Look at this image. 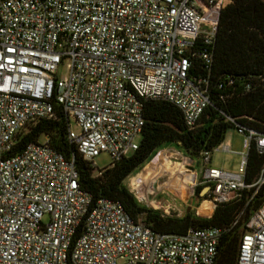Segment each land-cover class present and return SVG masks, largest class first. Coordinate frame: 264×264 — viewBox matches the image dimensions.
Masks as SVG:
<instances>
[{
  "label": "built area",
  "instance_id": "built-area-1",
  "mask_svg": "<svg viewBox=\"0 0 264 264\" xmlns=\"http://www.w3.org/2000/svg\"><path fill=\"white\" fill-rule=\"evenodd\" d=\"M226 2L0 0V264L217 263L228 228L162 234L135 221L119 201H94L79 183L74 158L54 149L48 135L17 156L7 153L27 125L55 118L56 106L69 121L67 142L95 176L101 171L93 160L101 153L115 163L139 149L146 101L171 103L186 126L196 128L211 105L210 75ZM198 65L205 76H195ZM62 66L66 75L60 78ZM251 91L247 84L245 92ZM225 116L244 137L245 150L238 153L242 163L235 174L194 172L193 187L204 186L206 193L199 206L209 201L213 214L244 190L255 195L264 185V169L253 184L245 181L251 149L264 155V134ZM214 150L234 153L229 142ZM212 152L202 153L205 165ZM160 154L180 157L190 171L183 152L161 151L154 159ZM141 172L127 178L135 197L181 217L156 200L161 175L138 179ZM246 229L237 264H264V202Z\"/></svg>",
  "mask_w": 264,
  "mask_h": 264
},
{
  "label": "trees",
  "instance_id": "trees-1",
  "mask_svg": "<svg viewBox=\"0 0 264 264\" xmlns=\"http://www.w3.org/2000/svg\"><path fill=\"white\" fill-rule=\"evenodd\" d=\"M214 58L210 75L211 105L201 116L197 127L189 129L181 111L171 103L146 101V122L139 149L97 176L93 175L90 163L67 142L69 121L59 106L55 107V118L32 122L19 132L7 156L21 154L28 144L48 135L54 149L67 160L74 158L79 183L94 201L101 198L119 201L135 221L145 222L162 234L182 235L191 228H228L221 241L216 264H237L246 223L264 202V185L255 195L254 189L244 190L238 201L219 205L212 217L197 215L195 210L186 211L181 217L165 215L142 204L126 185L127 178L137 169H143L167 144H176L192 159H200L202 153L212 152L225 141L227 132L235 129L225 115L240 119L242 124L264 134V0H227L221 13ZM205 74L198 65L195 76ZM230 78L234 80L233 86L228 85ZM247 84L252 86L249 93L245 92ZM262 169L264 155L253 147L246 183L253 184ZM203 189L204 186L196 188L198 197ZM194 202L193 198L191 205ZM237 219L239 221L234 225Z\"/></svg>",
  "mask_w": 264,
  "mask_h": 264
},
{
  "label": "rangeland",
  "instance_id": "rangeland-1",
  "mask_svg": "<svg viewBox=\"0 0 264 264\" xmlns=\"http://www.w3.org/2000/svg\"><path fill=\"white\" fill-rule=\"evenodd\" d=\"M66 75V68L65 66H62L59 70L58 76L62 78ZM72 128L76 131H79V128L75 124V122H72ZM40 142H44L43 137H40ZM224 142H229L231 146V150L235 153H228L223 152L220 150H214L211 155V162L209 165H205L201 159H192L187 158V167L189 168V172L195 175L194 172L197 173L199 177L202 176L203 170L205 168H216L228 173H237L240 165L242 163V157L238 153L243 152L244 149V137L240 135L237 130L230 129L225 137ZM166 152L170 154L171 152L179 151L180 148L176 144H167L160 148L158 152ZM185 157V156H184ZM163 159L164 160V166L170 165V170L163 173L161 175L159 182L157 183L159 185V191L156 193H159L156 200L161 202L162 205L170 206L171 207V214H176L179 216H183L186 211H188L189 207H192L191 210H195L197 215L202 214L199 213L197 209V205L202 201V199H205V188L201 191L200 197L196 194V187L188 186L186 188H179V189H173L170 191L168 189H165L166 183L170 181L171 173L172 171H177L180 167L185 168L182 163V159H174L172 157H169L168 155L163 158V156L160 154L158 155L153 161L147 163L143 169L139 168L134 173V175H137L142 170L141 174L138 176V179L141 178H148L150 175V170L157 166ZM114 161L107 153H101L99 156L95 157L93 160V164L96 166V168L99 171H102L104 169L110 168L113 165ZM193 171V172H191ZM160 172V171H159ZM159 176V175H158ZM196 176V175H195ZM196 178V177H195ZM195 178L193 179V175L191 177V180L195 182ZM129 180L126 181L128 184ZM186 183V182H185ZM163 185V186H162ZM152 198V197H150ZM195 199L194 205H191V200ZM202 198V199H201ZM202 203L199 207L203 206Z\"/></svg>",
  "mask_w": 264,
  "mask_h": 264
},
{
  "label": "bare ground",
  "instance_id": "bare-ground-1",
  "mask_svg": "<svg viewBox=\"0 0 264 264\" xmlns=\"http://www.w3.org/2000/svg\"><path fill=\"white\" fill-rule=\"evenodd\" d=\"M164 160L165 159H163L157 166H155L154 168H152L150 170V175L148 178L153 180L158 175H163V173L170 170V168H171L170 165L164 166ZM192 175H193V179H194L196 176L194 174H192ZM192 175L186 168H182V167H180L177 171H172L170 181H169V183L168 182L166 183L165 189H168L170 191V189L171 190H173V189L177 190L179 188H186L188 186H190V188H191V186H193V184H194V181L191 180ZM203 204H204L203 206L198 208L199 213L202 214L203 216H207V217L212 216L213 215L212 204L209 201H204Z\"/></svg>",
  "mask_w": 264,
  "mask_h": 264
},
{
  "label": "water",
  "instance_id": "water-1",
  "mask_svg": "<svg viewBox=\"0 0 264 264\" xmlns=\"http://www.w3.org/2000/svg\"><path fill=\"white\" fill-rule=\"evenodd\" d=\"M191 208H192V207H189L188 211H191Z\"/></svg>",
  "mask_w": 264,
  "mask_h": 264
}]
</instances>
